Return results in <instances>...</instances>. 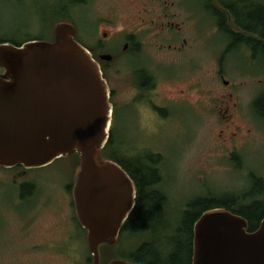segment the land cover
<instances>
[{
    "label": "rangeland",
    "instance_id": "374dc122",
    "mask_svg": "<svg viewBox=\"0 0 264 264\" xmlns=\"http://www.w3.org/2000/svg\"><path fill=\"white\" fill-rule=\"evenodd\" d=\"M76 2L82 4L67 7L69 19L73 18L76 26V39L94 47L106 30L110 37L103 40L102 47L115 51L111 59H102L104 76L109 89H113L110 129L115 147H121L127 156L142 158L150 153L152 160L157 153L161 156L154 163L160 173L155 187L167 198L165 219L176 220L190 202L199 207L213 197H234L235 207L254 196L264 200V193L256 194L250 187L251 173L264 179V118L252 107L256 94L264 91V56L249 59L243 46H236L221 57L225 33L222 27L218 28L215 14L204 8L208 0ZM247 3L264 5V0ZM47 7L43 0H0V35L11 32L20 37L45 32ZM164 12L174 14V21H182L180 37H186V43L181 52L167 46L170 38L179 33L166 31L167 26L160 29L156 22L144 18L156 19ZM131 32L141 42V53L136 59L127 48L122 49ZM179 42L180 39L172 43ZM135 66L154 76L156 86L152 92L133 87ZM218 68L230 85L223 83ZM236 90L241 98L233 95L238 103L233 106L229 101L232 107L228 111L233 113L224 117L214 105L219 101L216 97ZM174 97L179 103L171 102ZM77 169L78 160L73 154L56 157L38 167L34 174L37 198L21 204L10 202L16 195L15 186L9 177L5 178L0 210L5 212L11 206L22 216L30 213L33 221L20 229L18 219L9 213L15 227L6 232V215L0 212V264H92L85 234L73 218V196L67 188ZM159 223L161 219L155 227ZM146 238L147 228L137 233L123 232L113 249L125 256ZM36 242L40 245L26 247Z\"/></svg>",
    "mask_w": 264,
    "mask_h": 264
},
{
    "label": "water",
    "instance_id": "95a60500",
    "mask_svg": "<svg viewBox=\"0 0 264 264\" xmlns=\"http://www.w3.org/2000/svg\"><path fill=\"white\" fill-rule=\"evenodd\" d=\"M75 32L73 22L59 20L51 40L0 44L8 67L0 79V164L40 166L77 153L75 212L86 229L91 262L101 264L99 246L117 241L136 187L116 160L101 154L112 121L110 89ZM247 225L227 207L203 210L193 222L191 264H264V216L254 229ZM104 264L136 263L112 257Z\"/></svg>",
    "mask_w": 264,
    "mask_h": 264
},
{
    "label": "trees",
    "instance_id": "16d2710c",
    "mask_svg": "<svg viewBox=\"0 0 264 264\" xmlns=\"http://www.w3.org/2000/svg\"><path fill=\"white\" fill-rule=\"evenodd\" d=\"M43 1L48 3V7L46 8L47 17H49L51 25L53 22L63 20L64 18L69 19L68 6L82 4L76 2L77 0H57V2L55 1L56 3H54V0ZM209 1L208 3L211 4ZM247 2L248 0H218L219 4L232 11L238 22L247 29L257 31L264 39V5L261 3L248 4ZM209 9L208 11L215 14L217 22L225 21L226 14L224 11H220L215 7ZM71 21H73V18ZM19 30H22V28L16 29V31ZM1 35L13 36L18 40L33 36L25 34L18 37L15 33L11 32H3ZM143 79H145V73L140 70V73L137 75V81L143 83ZM254 108L258 115L264 118V92L254 100ZM115 145L111 130L107 141L101 149V154L103 157L116 160L134 180L136 187L135 203L123 222L119 235L123 232L137 233L143 228H147L148 238L139 244L134 252L124 254L125 256L115 252L113 249L114 244H101L99 246L101 264L106 263L112 257H125L131 259L136 264H168L169 262L191 264L193 222L203 210L215 206L227 207L246 217L248 221L247 229L249 230L254 229L264 216V200L259 196L252 197L251 201L241 202L237 207L233 206L236 202L234 197L225 200L213 197L199 207L190 202L187 205L188 207L182 212V215L176 220H166L167 211L164 209V204L167 198L162 191L155 187L160 181V173L154 163L160 160V154L157 153L154 160L148 157L150 153H146L145 157L142 156V158L140 156H127L126 153L121 152V147L116 148ZM73 155L78 160V154L74 153ZM251 174H253L251 175L253 181V185L250 186L251 191L256 194L264 193L263 177L256 176L254 173ZM160 219L161 223L158 224L160 226L155 227L156 221ZM165 222H167V225ZM159 230L167 233H157Z\"/></svg>",
    "mask_w": 264,
    "mask_h": 264
},
{
    "label": "flooded vegetation",
    "instance_id": "af4514ba",
    "mask_svg": "<svg viewBox=\"0 0 264 264\" xmlns=\"http://www.w3.org/2000/svg\"><path fill=\"white\" fill-rule=\"evenodd\" d=\"M210 2H211V4L208 2H206V4H204L205 9L210 10L209 8L215 7L220 11H224L226 14V19L224 22H217L216 21L218 28L222 27L223 31L225 33V47H224V50L222 52L221 57L224 58V54L236 46H243L244 53L248 55L249 59L252 57V58H255L257 60L258 58L263 57L264 56V47H263L264 39L259 35V33L257 31H254V30L247 29L244 25H242L240 22H238L236 20V17L233 15L232 11L229 8L224 7L223 5L219 4L218 0H210ZM173 15L174 14H168L167 12H164L160 16H157L156 19L154 17L148 18L147 16H145L144 18L146 20L156 22V26L159 27L160 29H164L163 27L167 26L166 31L174 32V34L179 33V36H176L174 38H170V42H168L167 46L169 48H173V49L181 52L182 48L185 46L186 37H184V36L180 37V33L182 32V27H181L182 21H180V22L174 21V19L172 18ZM47 18H48V25H47V30L45 32L37 33L31 37H28V38H25L22 40H18L13 36L1 35L0 36V44L10 43L12 45L18 46L22 42L29 40V39H34V38H41V39H48V40L53 39V37H54L53 28H54L55 22H53V24L50 26V24H51L50 19H49V17H47ZM64 19L70 21L69 19H66V18H64ZM71 22H73V21H71ZM173 27H175L176 29L174 30ZM75 34H76V32H75ZM109 37H110L109 32L104 30L102 33V37L97 40L96 45H94V47H88V46H86V44H84L80 40V42L82 44H84L90 50V52L92 53L94 58H96L99 61L103 75L105 74V64L103 65L102 59H105V58H103L101 55L104 53H109L111 58L115 55V51L105 49L102 47L103 42H104L103 40L107 39ZM179 39H180L179 44H175V43L173 44L172 43V42L179 41ZM106 42L107 41H105V45L107 44ZM160 45L163 46V43L160 42ZM95 47L103 49L104 51L94 50ZM111 48L112 47H110V49ZM125 48H127L130 51V54H129L130 56L133 55V57L131 56L133 59H136L140 55V53H141V51H140L141 42L135 36L134 32H131V34H129V36L126 37V40L122 45V49L125 50ZM4 53H6L5 49L0 48V79L3 77L2 76L3 74H6L8 72V67L6 65L7 56L4 55ZM105 60H107V59H105ZM134 65H139V64L134 62ZM221 67H222V64H221ZM140 70L143 73H145V79H143L144 80L143 83L142 82L139 83L137 81V75L140 73ZM132 71H133L132 72V74H133V79H132L133 87L135 86L139 89H140V87H143V88H146V90L150 91V92H152L154 90L153 88H155V86H156V81L154 79V76L148 70H146L145 68H143L141 66H135ZM217 72H218L219 76L221 77V80L223 81V83H225L224 80H227L226 85H230V82L228 81V79H226L223 76L222 69L218 68ZM9 79H11V78H9ZM140 85H142V86H140ZM112 90L113 89L110 90V99L112 97V95H111ZM179 90L182 91V89H179ZM263 92L264 91H259L256 94V96L254 97V99L252 101V107H254V100L257 97H259L260 95H262ZM233 95L234 96L236 95L238 98L239 97L241 98V96L237 90H236V92L235 91H228L227 93L221 92L216 97L219 101L217 104H214V105L216 108L219 107L218 112L220 114H223L224 117L225 116L231 117V115L233 113L231 111H228L229 108L232 107L228 102L232 101L233 106H236V104L238 103L237 100L236 101L233 100ZM152 102L156 103L153 100H152ZM171 102L179 103V100H177L174 97V99ZM155 107H156V105H155ZM235 126L238 127L237 124ZM230 132L235 133V130H232ZM236 159H237V162L238 161L240 162L239 158H236ZM44 165H46V164H44ZM44 165L26 167L22 163H15L12 165L0 164V201H4L2 199L1 194H2V185L7 184L6 183L7 179L5 180L6 177L10 178L11 183L15 186V187H13V186H11V187H13L16 191L15 197L14 196L11 197L10 202H13L15 204H21L22 202H24L26 200H30L33 197L37 198V196L35 194L36 188H37V179L34 177V174H35L36 169L38 167H42ZM67 188H70V190L72 192V182L70 184H68ZM72 203L74 206V201ZM36 204H37V202H36ZM0 209H1V206H0ZM73 209H74L73 218L79 224V226L82 227L81 228L82 232H83V234H85V238H86V229L78 221L77 216H76V212H75V207H73ZM0 212L4 213L6 215V221L4 224L6 232L9 230H12L15 227L14 224L11 223L9 213H13L16 217V220L18 219L17 223L20 222V229H22V227L24 225L29 226V224L33 221L32 216L29 215L30 213H28L27 216H22V215H20L19 212L15 211L11 206H9L7 208V210H5V212H3V210H0ZM29 216H30V218H29ZM33 245L37 246V245H40V243H37V242L36 243H29L26 247H30ZM89 258H90V262H91V255L89 256Z\"/></svg>",
    "mask_w": 264,
    "mask_h": 264
}]
</instances>
